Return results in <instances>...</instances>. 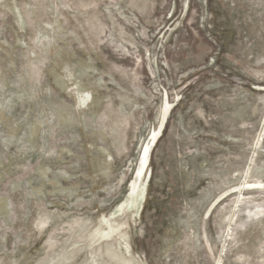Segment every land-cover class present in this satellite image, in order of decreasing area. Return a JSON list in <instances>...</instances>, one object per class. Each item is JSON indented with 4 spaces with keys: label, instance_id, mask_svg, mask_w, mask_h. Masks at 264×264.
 I'll list each match as a JSON object with an SVG mask.
<instances>
[{
    "label": "rangeland",
    "instance_id": "rangeland-1",
    "mask_svg": "<svg viewBox=\"0 0 264 264\" xmlns=\"http://www.w3.org/2000/svg\"><path fill=\"white\" fill-rule=\"evenodd\" d=\"M0 264H264V0H0Z\"/></svg>",
    "mask_w": 264,
    "mask_h": 264
},
{
    "label": "bare ground",
    "instance_id": "bare-ground-1",
    "mask_svg": "<svg viewBox=\"0 0 264 264\" xmlns=\"http://www.w3.org/2000/svg\"><path fill=\"white\" fill-rule=\"evenodd\" d=\"M167 109H168V107H167ZM147 150V149H146ZM148 151V150H147ZM146 151V152H147ZM145 153V152H144ZM144 163V162H143ZM144 167H145V165L142 167V169H141V172H143V170H144ZM120 219V218H119ZM124 222V221H123ZM122 224V223H121ZM113 229V228H112ZM121 229V228H120ZM125 230V229H124ZM123 231V230H122ZM118 233V232H117ZM114 235H115V233H114Z\"/></svg>",
    "mask_w": 264,
    "mask_h": 264
}]
</instances>
